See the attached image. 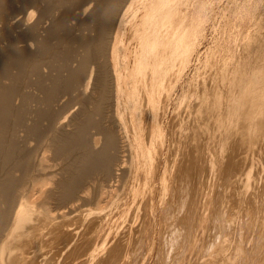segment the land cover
<instances>
[{
    "label": "bare ground",
    "instance_id": "obj_1",
    "mask_svg": "<svg viewBox=\"0 0 264 264\" xmlns=\"http://www.w3.org/2000/svg\"><path fill=\"white\" fill-rule=\"evenodd\" d=\"M252 5L171 109L199 0H0V264H264Z\"/></svg>",
    "mask_w": 264,
    "mask_h": 264
},
{
    "label": "rangeland",
    "instance_id": "obj_2",
    "mask_svg": "<svg viewBox=\"0 0 264 264\" xmlns=\"http://www.w3.org/2000/svg\"><path fill=\"white\" fill-rule=\"evenodd\" d=\"M237 1L238 0H211V1L210 0H201V1L199 0L200 5L203 3L204 6L203 7L202 6L201 7L197 6L195 11H194V9L192 10L194 22H193V24H192V26L190 28V36L185 38V39H183V41H181L180 44L184 43V45L185 44L188 45L187 49H186V52H185V56L186 57H192L193 56L192 57V61L193 62H191L190 66L186 69L185 74H184V81L179 84L178 92L175 94V96H173V99L171 101L172 105L170 106L171 109L177 103L176 101H178V99H177L178 96L177 95H179V92H181L182 86L185 87L184 88V89H186L185 92L188 91V93L186 92L187 96L188 95L190 96V94L192 93L193 88L187 83L188 82V78L193 74L194 70L197 68V66H198V61L197 60L199 58H201V57L203 58L204 55L206 54L207 50L209 49V47L213 46L214 36L218 37V39H222V37L224 38V37L227 36V34L224 33L225 24H224V20H223L222 16H223L224 13H227L229 10L233 11L235 9V7H236V2ZM248 1H249L250 4H254V6L252 5V9L255 11V13H261V11H263V9H264L263 8L264 7V0H248ZM196 2L198 3V0H192V3H196ZM36 11H38V10L36 9ZM21 12L24 13V10L23 11L21 10L20 13ZM22 13L20 15H23ZM36 13L38 14V12H36ZM86 21H88V20H86ZM83 26L85 28V24ZM83 26L81 25L80 27L82 28ZM197 36L201 39V44L199 45L198 48L195 45V43H196L195 38ZM59 41L58 42L54 41V43L56 42V44H57L58 51H61V50L65 51L66 49L63 48V47H66L65 44L63 42L60 43ZM60 45H62V46H60ZM70 45H72L71 48H73L74 50L77 48L76 47L77 45L74 44V43L73 44L71 43ZM217 47L218 46L213 47V50L217 51L218 50ZM73 49H71V51L76 53L77 50H75L76 51L75 52ZM199 49H201V50H199ZM201 52H202V54H201ZM59 59L60 58L58 57L57 60L59 61ZM189 87H190L191 90L188 89ZM171 109L169 110V112L167 113V116H166V120H167L166 124L167 125L169 124L168 123V121H169L168 119L171 116V114H170L171 113ZM167 130H168V126H167ZM167 140H168V135H167ZM167 144H168V141H166L165 152L167 151V146H168ZM164 157H165V155L163 156V160H164ZM261 184H262V182L260 183V185ZM236 185H238V186H236V190H234L235 191L234 194H236L237 197H239L242 194V188H243V190L245 189L244 191L246 193H248V194L251 191V189L249 190V187H248L249 185L247 186L248 190H246V187H244V182H242L241 185H239L238 183ZM239 190L241 192H239ZM221 253H222V251H221ZM221 255H223V253L220 254V256Z\"/></svg>",
    "mask_w": 264,
    "mask_h": 264
}]
</instances>
